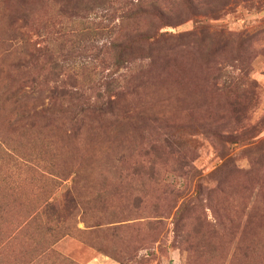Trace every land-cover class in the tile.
Returning a JSON list of instances; mask_svg holds the SVG:
<instances>
[{"label":"rangeland","instance_id":"374dc122","mask_svg":"<svg viewBox=\"0 0 264 264\" xmlns=\"http://www.w3.org/2000/svg\"><path fill=\"white\" fill-rule=\"evenodd\" d=\"M196 4L219 18L122 59L103 7L0 0V264H264V0ZM51 66L91 105L116 81L139 117L85 113L74 144L87 104L16 122L23 92L48 106Z\"/></svg>","mask_w":264,"mask_h":264},{"label":"trees","instance_id":"16d2710c","mask_svg":"<svg viewBox=\"0 0 264 264\" xmlns=\"http://www.w3.org/2000/svg\"><path fill=\"white\" fill-rule=\"evenodd\" d=\"M88 10L93 11L96 7H103L106 18L109 19L112 26L109 28V34L114 32L115 28H118L119 36L114 40L117 42V54L120 57H124L126 54L134 52L136 49H144L146 45L149 48H156L161 45V51H171L181 45L186 35H175L177 28L187 22L188 20H194L196 23H200V17L206 16L212 20L218 19V11L220 9H211L210 14H203L198 10L196 4L197 0H87ZM115 4H119L117 7ZM116 13L120 15L117 16ZM209 15V16H207ZM119 21V24L117 23ZM112 45L113 42L110 41ZM155 48V49H156ZM123 59V58H122ZM53 68V69H52ZM56 67L51 66L50 76L46 77L47 82H52L54 85L50 89L49 104L47 107L38 110L37 106L31 105V100L39 99V97H32L26 91L22 93V100L15 99L13 103L20 105V111L17 121H26L30 126H35L37 122H45L50 118L48 116L65 115L73 109V107L79 106L80 103L87 104V107H79L78 118L75 121L72 128V134L69 135L71 143H77L83 129L85 128V121L80 119L81 115L88 113L91 123L95 124L97 128L102 126L104 119H109L107 124H114V119L123 118L126 119L125 123H132L134 118H138L139 115H135L133 109H125L121 104V93L116 91L115 99H112L111 91L118 89L119 86L116 81L111 82L104 80L103 84L98 88V94L96 93V99L99 105H91L88 101V97H83V90L74 86V84L67 83V77L64 78L58 72L56 74ZM54 75V76H53ZM53 76V77H52ZM78 75L68 76L73 83L78 80ZM79 77V76H78ZM75 81V82H74ZM131 87L130 84L126 85ZM102 89H105L104 92ZM10 90V89H9ZM9 90L6 96L2 97V103L7 99ZM21 89L14 91L11 96L16 97L21 94ZM40 92V91H39ZM38 92V93H39ZM29 95V96H28ZM39 95V94H38ZM20 101V102H19ZM123 107V108H122ZM123 113V114H122ZM48 115V116H47ZM123 115V116H122ZM102 121V122H100ZM153 121H158L154 118ZM122 123V121H121ZM46 125V124H45ZM95 127V128H96ZM165 146L171 148L173 146L172 141L167 140ZM154 153L155 148L152 147ZM156 155L159 153L156 152ZM154 160L147 174L153 177L155 175Z\"/></svg>","mask_w":264,"mask_h":264}]
</instances>
